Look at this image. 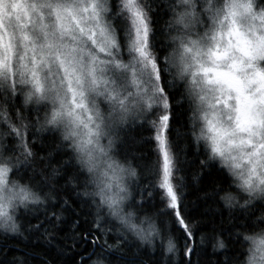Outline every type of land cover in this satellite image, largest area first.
<instances>
[{
    "label": "snow or ice",
    "instance_id": "snow-or-ice-1",
    "mask_svg": "<svg viewBox=\"0 0 264 264\" xmlns=\"http://www.w3.org/2000/svg\"><path fill=\"white\" fill-rule=\"evenodd\" d=\"M176 107L188 113L183 132ZM145 126L155 159L136 135ZM185 139L202 147L201 167L218 161L230 178L205 194L243 249L224 264H264V0H0V232L51 242L79 201L104 237L90 241L91 264H136L130 237L160 239L164 264L178 251L200 264L177 176Z\"/></svg>",
    "mask_w": 264,
    "mask_h": 264
},
{
    "label": "trees",
    "instance_id": "trees-1",
    "mask_svg": "<svg viewBox=\"0 0 264 264\" xmlns=\"http://www.w3.org/2000/svg\"><path fill=\"white\" fill-rule=\"evenodd\" d=\"M159 17L158 27L163 25L164 19H167L162 12L159 13ZM185 108H174V127L181 132L185 130L188 122V113ZM136 135L144 154L155 159V142L151 140L153 135L151 129L148 126L138 128ZM183 147L185 163L177 176L184 177L182 193L185 215L194 231L196 256L192 259L193 261L198 259L200 264H224L226 257H236L243 249L236 243L237 238L229 235V230L233 232L235 230L231 229L228 222V210L223 208L216 199L206 198L205 194L221 186L227 188L230 178L227 177L226 171L221 169L218 161H208L206 167H201L200 162L207 159L202 147L198 152L195 143L193 142L189 147L186 139ZM151 179L142 175L140 183L148 184ZM61 183H63L62 180ZM232 190L235 191V189ZM66 195L70 198V202L76 199L70 192ZM160 200V192L154 191L153 197L146 201L144 211L150 215L153 214L162 207ZM72 209L74 210L64 213L63 222L59 225L55 238L51 242L23 230V235L15 236L0 232V264H12L15 259L25 257L27 264H44V262L47 264H91L88 257L98 251V248L90 241L94 237H100L102 243L104 237L101 231L94 227L93 209L79 201L72 204ZM163 219L165 220L164 231L176 239L178 249H183L184 234L180 226L178 223H173L169 217H163ZM221 226L224 228L223 233L220 232ZM83 234H87V239L80 238ZM216 235H220L225 240L227 249L214 247ZM108 239L111 243V236ZM244 247L246 248V244ZM126 251L127 258L135 259L136 264H164L165 257L162 254L163 245L160 239L155 241L153 248L146 244L141 245L139 241L130 237ZM95 258L92 256V259ZM185 259L187 258L183 257L181 251L173 257L175 264H181V261Z\"/></svg>",
    "mask_w": 264,
    "mask_h": 264
}]
</instances>
